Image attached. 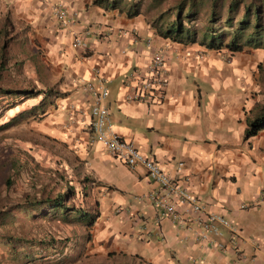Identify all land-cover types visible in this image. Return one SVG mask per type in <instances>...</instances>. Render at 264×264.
<instances>
[{
  "label": "crops",
  "instance_id": "obj_1",
  "mask_svg": "<svg viewBox=\"0 0 264 264\" xmlns=\"http://www.w3.org/2000/svg\"><path fill=\"white\" fill-rule=\"evenodd\" d=\"M103 2L0 0V60H14L18 92H27L16 95L24 100L14 120L22 116L32 128L30 151L60 184L86 191L110 222L124 227L131 246L124 247L143 264H264V128L243 138L246 123L264 106L246 82L243 49L229 55L174 42L156 33L142 8L128 18L121 6ZM58 5L77 11L71 25L54 16ZM74 32L86 46L73 43ZM155 52L165 58L162 99H126L132 86L126 74L142 71ZM96 69L107 88L112 129L169 176H187L186 187L234 226L236 234L223 230L222 248L193 240L196 229L182 220L158 217L144 198L156 188L144 168H127L91 139V94L84 84L97 85ZM107 223L98 238L109 233Z\"/></svg>",
  "mask_w": 264,
  "mask_h": 264
},
{
  "label": "rangeland",
  "instance_id": "obj_2",
  "mask_svg": "<svg viewBox=\"0 0 264 264\" xmlns=\"http://www.w3.org/2000/svg\"><path fill=\"white\" fill-rule=\"evenodd\" d=\"M243 1L252 4L251 10H254L257 4H264V0ZM148 3L149 0L142 1V13L152 17L156 9L171 6L174 1L163 0L150 11L145 9ZM241 14L242 10L238 11L237 17ZM3 40L4 38L1 46ZM9 48L8 45L6 50L4 47L6 55L10 53ZM240 55L243 66L247 68L245 71L248 70L246 82L251 84L254 90H258L261 95L260 104L264 106V49L251 50L244 46ZM0 62V88L20 90L18 82H15L14 60L6 57ZM23 100L20 96L0 94V219L3 216L4 219L7 218L0 231L9 233L14 238H32L34 242L42 238L52 239L54 250L39 251L38 246L26 247L21 239H16L18 258L14 259V254L10 256L0 247V264H143L137 255L129 254L124 247L127 239L124 227L115 224L112 219L110 222V218L102 214V209H99L97 202L87 195L86 191L76 186L60 184L59 178L51 175V168L44 166L41 157L30 151L28 146L36 141L29 137L32 128L22 116L19 120H14V115L17 114L15 112L22 106L19 107V103ZM22 104L24 106V103ZM7 178L9 185L6 183ZM68 187L72 190L68 204L98 215L91 226L86 227L74 219L43 220L38 216H29L28 211L20 209L24 200L53 197L55 194H62ZM107 222L110 223L109 233L98 238V230L108 227ZM113 224L116 227H112ZM134 232L133 235L137 237L136 229ZM114 237L117 238L115 242ZM113 244L120 246L115 248ZM125 245L131 247L129 244ZM22 251L27 254L26 258L21 257Z\"/></svg>",
  "mask_w": 264,
  "mask_h": 264
},
{
  "label": "trees",
  "instance_id": "obj_3",
  "mask_svg": "<svg viewBox=\"0 0 264 264\" xmlns=\"http://www.w3.org/2000/svg\"><path fill=\"white\" fill-rule=\"evenodd\" d=\"M143 0H104L103 5L110 8L119 6L124 9L126 17H134L141 13ZM163 0H149L145 9L147 11L156 8ZM174 3L166 8L156 9L151 18V24L155 26L156 33L164 38L188 44L196 42L206 49L219 51L227 50L229 55L240 52L244 46L251 49H264V4H257L251 10L250 2L243 0H173ZM177 1V4H176ZM242 14L237 17L238 11ZM1 61V60H0ZM1 63V62H0ZM1 69V65H0ZM27 94L24 90H7L0 88V94L16 96ZM22 96V95H21ZM264 128V110L259 112L251 121L246 123L243 138L246 139L255 135ZM9 185V179H6ZM72 190L68 187L62 194H55L53 197L41 199L24 200L20 206L21 210L29 212V216H38L43 220L62 219L77 220L86 227L91 226L97 219V214H91L68 204ZM42 206V207H40ZM7 218L0 219V227L6 223ZM88 238V234H86ZM16 239L11 234L0 231V247L14 254L17 259L19 250L16 248ZM26 247L38 246L39 251L54 250L53 240L46 238L37 242L31 238H22ZM65 247V246H64ZM26 258L27 254L22 251L21 257Z\"/></svg>",
  "mask_w": 264,
  "mask_h": 264
},
{
  "label": "built area",
  "instance_id": "obj_4",
  "mask_svg": "<svg viewBox=\"0 0 264 264\" xmlns=\"http://www.w3.org/2000/svg\"><path fill=\"white\" fill-rule=\"evenodd\" d=\"M53 14L68 26L78 17L77 11L63 10L59 5L53 6ZM84 40L83 35L74 32L73 43L76 46H86ZM148 42L149 39H146L145 45H148ZM164 61V55L155 52L142 71H129L125 80L132 86L126 99L146 102L161 100L162 90L167 83ZM93 72L98 76L97 85L84 84V89L91 94L89 106L91 139L99 142L109 154L127 168L133 169L137 166L144 168L148 179L156 185L154 190L144 194V198L158 210L156 211L158 217L168 218L172 222L182 220L196 229L193 240L202 241L207 247L222 248L223 243L219 239L223 235V230L227 229L232 234H236L234 226L221 214L208 210L199 197L186 187L189 179L187 176L180 178L169 176L160 165L141 154L112 129L104 104L107 88L103 84L102 76L97 74V69ZM180 169L181 163L175 170L178 172ZM262 197L264 199V191Z\"/></svg>",
  "mask_w": 264,
  "mask_h": 264
}]
</instances>
